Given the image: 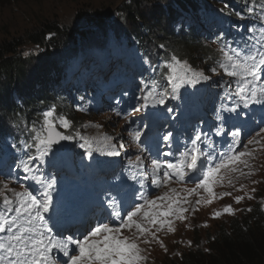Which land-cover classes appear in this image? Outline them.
<instances>
[{
	"label": "snow or ice",
	"instance_id": "snow-or-ice-1",
	"mask_svg": "<svg viewBox=\"0 0 264 264\" xmlns=\"http://www.w3.org/2000/svg\"><path fill=\"white\" fill-rule=\"evenodd\" d=\"M261 20H264V16ZM219 51L223 59L218 62V66L237 83L238 90L234 95L239 98L240 104L245 109L250 104L264 105V39L257 40L256 44L251 46L245 45L239 50L227 51L221 48ZM27 55L26 52L25 56ZM164 67L167 69L164 79L171 85L170 95L173 99L178 98L179 90L185 84L196 85L209 79L203 71H197L186 60L175 55L165 62ZM211 71L216 72V68H212ZM140 91L144 93L140 97L143 102L134 107L136 112L150 106L164 105L165 96L169 95L167 92L157 93L155 82L152 88L147 91L141 88ZM238 107L236 104L230 108L221 105V110L217 112V120L225 119L220 111L236 113L238 118L240 115L237 112ZM167 111L171 113L173 109L168 108ZM71 127L70 119L63 115L57 117L54 106L42 113L38 125L34 123L31 127L33 143L25 144V148L34 147L36 155L22 161V168L25 173H33L32 179L40 187L36 194L27 189L11 190L15 197V205L12 199L3 196L4 211H0V264H144L147 256L141 244L147 245L155 241L164 247L157 233L165 228L168 232H174L175 221L186 219L185 213L189 209L184 205L190 203L189 197L193 194L200 196L199 190L203 189L207 193V198L200 196L195 201L199 205L202 202L211 204L214 199L231 195L228 192L217 194L214 188L222 186L225 179L231 185L233 173L245 175L240 167L242 165L244 168H250L249 159L245 158L254 159L256 151H264L262 143L264 136L261 135L264 133V127L260 128L242 148L237 140L241 134L237 128L231 133L233 142L228 145L227 151L215 154L201 148L200 144L207 139V133L197 131L191 139V147L186 146L185 150L177 155L171 150L174 137L169 131L162 137L169 151L153 153L149 157L150 168L146 173L143 171L145 161L141 155H137L134 162L129 160V165L141 170L130 176V179L140 185L141 191L137 194L134 188L125 191L123 184L111 185L96 195L93 206L87 212L82 216H76V224L72 231L61 220L62 208L53 203L55 178L36 175L40 168L34 169L30 167V163L34 160L43 162L44 158L53 152L54 146L61 145L62 141H73L77 138L83 141L79 147L85 149L89 158H92L94 151L109 156H118L120 152L116 150V145L112 143L110 137L94 140L79 132L65 134L59 130V128L68 130ZM140 137L141 132L138 130L132 135L133 141L138 144ZM254 144L258 146L257 149L249 147ZM123 147L121 144L120 148ZM140 151L144 152L145 149L141 147ZM161 157L174 159L166 160ZM149 176L150 185L157 189L167 187L173 182L184 184L188 180H191L195 187H184L182 189L184 195L175 188H169L161 195L151 196L144 191ZM4 187L7 188V185ZM243 198L237 196L235 201L239 203ZM223 211L234 214L231 205L225 206ZM7 213L15 215L8 218ZM221 214L217 211L213 213V217H219ZM68 231H72V234L65 235Z\"/></svg>",
	"mask_w": 264,
	"mask_h": 264
},
{
	"label": "rangeland",
	"instance_id": "rangeland-1",
	"mask_svg": "<svg viewBox=\"0 0 264 264\" xmlns=\"http://www.w3.org/2000/svg\"><path fill=\"white\" fill-rule=\"evenodd\" d=\"M123 1H129L130 3L132 0H6L3 4H0V40L11 39L12 37H14V35L18 33L20 34L26 29L32 30L37 28L42 21H52L53 19L58 20L65 26H71L72 28L76 26L77 28L79 27L81 29H85L89 34L80 36V39L78 41H73L71 44H66L65 46H69V48L68 50H65L66 54L61 55L62 59L66 56L70 57V65L72 67L73 63L71 62V60L75 58L79 60L83 56H85V58L82 59L83 61L87 58H94L97 55L101 56L105 53V51L102 50L88 52L90 50L89 47L100 38L101 33L96 34L95 32L99 29H97L96 27L94 29H91L89 22L83 21L82 23V21H80L77 23V19L82 18L79 17L81 16L80 14L88 11H91L93 13L101 12L103 14L110 13L108 14L109 17L114 15V17H116L115 19H117V15L120 12L119 6H121ZM136 1L141 2L142 12L144 14H147L148 8L153 7L157 2V0ZM163 2L168 5L170 3V0H163ZM245 4L246 7L250 6L248 1H246ZM249 13L251 14L252 12L249 11ZM108 16L104 18H108ZM184 20L189 21L190 17L181 16L176 20V23H180ZM200 32L203 36L206 35L203 28ZM154 40L155 39L151 36L148 41L155 44ZM32 46L33 44H30V46H26V48L24 46L23 51L25 52V50L30 49L37 50V48H34ZM157 47L159 49L164 48L163 46ZM120 55L121 54L118 53L116 55L117 57L113 58V60L111 61L112 65H110L108 69L98 68L94 73H96V75H107L112 68L114 71L119 69L118 72H120L122 65H124V69L131 71L132 69L128 66V64L132 59L130 57L124 58L122 55V57H120ZM110 56L111 55H108V57ZM175 56L179 59L186 60L197 71H203L205 75L209 77V79L207 81H201L196 85L185 84L179 90L178 98L173 99L170 95L171 85L167 82L166 79H164L167 74V69L165 68L166 70L162 75V82H160L158 86H155V91L157 93H169V95L165 96L164 105H157L155 107L150 106L140 112L134 111V107L136 106H133L132 109L124 111L121 108L116 107L115 105H109L107 102L114 101V96L111 95L112 92L104 91L103 94L107 99L100 104L97 113L94 110L90 109V105L95 104L93 103L91 98L83 100L79 104L74 105V114H71L66 109L64 111L62 110L61 112H57V117L63 115L70 119L72 122L71 128H69L68 130L60 128L61 131L65 132V134H75L76 132H79L81 135L94 140H102L104 137H110L112 143L116 145V150H118L120 153H129L134 156H137V147L134 144L132 135L128 132L131 127L132 133L137 130L142 133L146 128V124L150 127L154 122L158 120V122H161L158 127H160V130L163 131L167 126H170L169 129L173 127L170 125L169 119L175 118L176 122L179 121L178 125H181V131H184V133H187V131H193L192 127L195 125V123H199L201 121V118H195L194 121L191 122L190 117H186L185 114H178L177 107H174L171 104L180 106V104H183L187 99L190 100V98H196V96H200L202 101L207 104L210 101L214 100L216 97L221 99L223 95L234 96L235 91H237L236 82L234 78L229 77L227 74H225L223 69L221 68L216 70V72H212L211 63L207 60L198 59L197 61H195V65L190 62L192 60V57H190V55L179 53V55ZM155 57L156 50L154 46L153 56L145 62L146 68L142 69L144 73L148 75L154 73L155 64L157 62V59ZM161 63L163 64V62ZM144 77H146V75ZM143 78L138 79V81L140 80L139 86L140 89L145 88V91H147L148 89L153 87V82L151 81L148 83L149 79ZM229 85H231V87H229ZM122 87L123 86H120L118 89H121ZM72 95H76L74 97L77 100L80 97V92L74 93ZM209 95L210 98L205 99ZM140 97H142L141 91L139 92V96L136 100L137 107L140 103L143 102L142 100H140ZM70 100L71 99H69V101ZM171 101H173V103H170ZM225 103V106L229 107L230 102L228 97L225 98ZM193 104L195 106L197 105V103ZM168 108L173 109V111L171 113L168 112ZM219 110H221V106L216 109L215 113H217ZM240 111L249 115L247 116V118H245L248 120V123L244 125L234 124L232 118L230 117L227 118L228 122L224 124H221L220 120H216L215 129H212L207 136L206 146H204L203 144L201 146L204 151H206L207 146L213 147L220 140L218 149L214 151V154L221 153L222 150L226 147V138L223 136L219 137L220 134L226 133L232 137L231 133L233 131H236L237 128H239L241 133L237 140L240 144V147L242 148L244 144H247L249 139L256 135L260 128L264 127V105L250 104L247 109L242 107ZM118 112L120 113V115H117ZM131 113H133L140 119H136L133 122H130V125H127L126 120L130 117ZM226 113L228 112L220 111L221 115ZM185 120H187V122H185ZM96 125H99V127H96ZM30 129L31 127H25L23 136L29 135V141L31 144L33 143L31 139L33 133L30 132ZM20 130L21 128L12 123L3 124L0 126V134L3 135H15L18 134ZM168 131L169 130H166V132ZM217 132H219V134H217ZM261 135L264 136V133H262ZM142 137L143 135L141 134L140 141ZM173 137L174 140L172 142V147L175 148V145H177L176 149L179 150V152L184 151L186 146L189 147L185 139L176 140L175 136ZM121 139H123L124 141L119 142ZM257 139L261 138L257 137ZM81 143H83V141L79 140L78 138L74 139L73 141H62L61 145L54 147L55 150H53L49 157L44 158V160H49L57 168L60 167L61 171L68 172V161H75V156L73 155V153L69 152V149H72V151L82 150V148L79 147ZM161 143L166 145L163 140H161ZM262 143H264V140H262ZM121 144H123L125 148H120ZM93 147H96L95 143L93 144ZM249 147L252 149L258 148V146L255 144L250 145ZM165 149L166 148H163L161 149V151ZM106 151L107 149H105V152ZM115 157H119V155L109 156L102 152L96 151L93 152L92 158H89L87 156L86 163L88 164V166L94 171H98V173L103 174V183L105 184V186L102 190L98 189L97 187H93L92 191L90 189H85L84 192H82V187L75 185L73 181H68L65 187L74 189L76 191V195L82 192V196L79 199H72L69 196L64 198L61 194V190L64 187V184L60 180L56 181L59 184L58 186H55L54 190L52 191L53 203L54 205H59L62 208L61 220L65 223L68 229L74 231L76 216H82L85 212H87L93 206L96 195L109 188L111 185L123 184L125 191H128L129 188H134L137 190V194L139 193V191H141L140 185L136 181L130 179V176L133 173L138 172L136 170L125 171L127 173L126 176L116 179L109 176V173L112 170L120 168V166H117V164L115 165V159H117ZM245 159H249L250 164V168H244L242 165L240 166L245 175L233 173L231 174V185H229L227 179H225L222 186L218 185L214 188V191L217 194L228 192L231 193V195H226L222 199H214L211 204H205L202 202L201 205H197L195 201L199 199L200 196L207 198V193H205L203 189L199 190L200 196L193 194L191 197H189L190 208L189 211L185 213L186 219L184 221H175L174 227H177L176 232H168L165 228L163 231L157 233L159 241H162V243L165 242L166 246H168L169 244V242L166 240V232L169 233V236L175 237V239L179 242H181L184 238V241L188 244L182 243L180 245V249L175 251L174 249L165 251L166 247H161L160 243H157L155 241L147 245L141 244V247L145 250L144 254L147 256V260L144 262V264L168 263L170 262L169 258L172 256V254L173 256L180 255L183 249L191 247L192 243L194 244V242H196L197 240L193 230L194 228H197L200 223L202 224L199 228L198 233L201 236L198 237H204L205 239L208 229L206 228L207 226H210V232L215 233V231L218 230L219 225L221 224L220 220H217V218H220L223 215L227 214L223 211L225 206L231 205L234 210V214L222 218L221 221L231 218L232 216L236 215L241 210V208H243L244 206L249 207L257 200L264 204V151H256L254 159L247 157ZM124 160L126 161V159ZM108 169L109 171H107ZM143 171L145 173L147 172V170ZM249 172H251L252 174L247 175V173ZM63 179L66 181L68 180L66 178ZM150 179L151 177L149 176L148 181L145 182L146 187L144 191H146V193L151 196L161 195L163 192L168 191L169 188H175L177 189V191H181V194L183 195L182 189L184 187H195L194 183H190V185H177L171 183L167 187H161L157 189L150 185ZM5 185H7V188L4 187ZM11 190L23 191V188L13 184L11 185L0 180V194H2L0 195V197L2 201L3 196L5 195L8 196V198L12 197L15 199ZM237 196H242L244 198L239 203H237L235 201V197ZM249 197L252 198L249 199ZM215 201L216 203H214ZM184 206L188 207L189 203ZM194 208L198 210L193 211L192 209ZM217 211L221 212L222 214L219 217L214 218L213 213ZM205 225L207 226L205 227ZM72 231L66 232L65 235L72 234ZM201 244L203 246V249L206 250L208 244L205 242V240H203Z\"/></svg>",
	"mask_w": 264,
	"mask_h": 264
},
{
	"label": "trees",
	"instance_id": "trees-1",
	"mask_svg": "<svg viewBox=\"0 0 264 264\" xmlns=\"http://www.w3.org/2000/svg\"><path fill=\"white\" fill-rule=\"evenodd\" d=\"M5 1L0 0V4ZM246 1L251 11H264V0H170L168 5L163 0H157L144 14L141 2L132 0L130 3L122 2L117 19L114 15L109 17L110 13H81L79 17H84V22L92 23L106 32L101 33L88 52H107L101 57L97 55L83 61L85 56L79 60L75 58L71 60L72 67L70 57L62 59L61 55L66 54L65 50L69 48L66 44L89 34L85 29L65 26L53 19L42 21L37 28L26 29L11 39H1L0 126L7 123H13L19 128L25 124L31 127L34 123L38 125L42 113L53 106L56 112L66 109L74 114L73 106L86 97L80 95L75 99L76 95L72 94L79 89L69 86V77H72L74 71H79L82 78H90L88 74L91 69H108L109 63L104 64L105 58L110 55L108 51L117 53L116 49H119L123 56L133 57L143 63L153 56L155 46L158 60L166 59L170 53H183L190 55L192 60L189 61L195 65L198 59L217 62L222 54L213 44L223 46L221 44L225 40L232 41L229 38L232 34L234 36V33H230L232 28L237 27L245 16H250ZM181 16L190 17V20L176 23ZM202 27L213 31L214 36H203L200 32ZM151 36L155 44L148 41ZM30 44L37 50L24 52L23 47ZM157 46L164 48L159 49ZM81 61L84 64L79 65ZM156 70V75H152L154 82L162 78V67L158 65ZM91 76L87 87L89 94L94 95L104 80L101 75L93 73ZM21 139L19 135L3 145L16 148L21 161H24L27 156L21 147L30 138L23 136ZM201 224L193 230L196 242L183 249L180 255L172 254L170 262L165 264H264V208L258 202L226 222L221 221L215 233L210 232V226H207L205 239L198 237L201 236L198 233ZM203 240L208 244L206 250L201 244ZM173 249L179 250L180 246Z\"/></svg>",
	"mask_w": 264,
	"mask_h": 264
},
{
	"label": "bare ground",
	"instance_id": "bare-ground-1",
	"mask_svg": "<svg viewBox=\"0 0 264 264\" xmlns=\"http://www.w3.org/2000/svg\"><path fill=\"white\" fill-rule=\"evenodd\" d=\"M116 101H117V103H119L121 105L120 101H118V100H116ZM99 104H101L100 101H99ZM130 117L133 118V119H140V118L136 117L133 113L130 114ZM163 135H164V133L161 130H158L157 137L154 138L156 140V142H154V143H157L158 142V144H160ZM123 158H124V154H123ZM115 173H116V171H115ZM96 177H97V175L92 176L91 180L92 181H96V179H95Z\"/></svg>",
	"mask_w": 264,
	"mask_h": 264
},
{
	"label": "water",
	"instance_id": "water-1",
	"mask_svg": "<svg viewBox=\"0 0 264 264\" xmlns=\"http://www.w3.org/2000/svg\"><path fill=\"white\" fill-rule=\"evenodd\" d=\"M83 18H84V17L77 19L76 22H77V23L80 22V21L83 22ZM90 28H91V29H94V28H95V25L91 23Z\"/></svg>",
	"mask_w": 264,
	"mask_h": 264
},
{
	"label": "clouds",
	"instance_id": "clouds-1",
	"mask_svg": "<svg viewBox=\"0 0 264 264\" xmlns=\"http://www.w3.org/2000/svg\"><path fill=\"white\" fill-rule=\"evenodd\" d=\"M95 27H97V26H95Z\"/></svg>",
	"mask_w": 264,
	"mask_h": 264
}]
</instances>
